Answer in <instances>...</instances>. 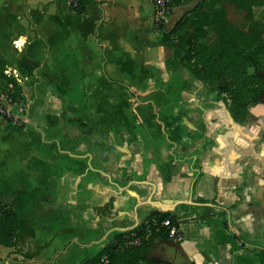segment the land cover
<instances>
[{
	"label": "crops",
	"instance_id": "crops-1",
	"mask_svg": "<svg viewBox=\"0 0 264 264\" xmlns=\"http://www.w3.org/2000/svg\"><path fill=\"white\" fill-rule=\"evenodd\" d=\"M152 11L0 0V54L22 96L0 99V201L19 218L0 264H81L163 214L182 232L179 264H264V108L236 119L165 45L183 11L163 31ZM161 240L146 257L169 264Z\"/></svg>",
	"mask_w": 264,
	"mask_h": 264
},
{
	"label": "trees",
	"instance_id": "trees-1",
	"mask_svg": "<svg viewBox=\"0 0 264 264\" xmlns=\"http://www.w3.org/2000/svg\"><path fill=\"white\" fill-rule=\"evenodd\" d=\"M63 1L56 0L60 8ZM70 7L83 14L92 0H67ZM169 7L191 4L166 30V46L184 51L183 65L190 72L206 81H213L231 100L230 110L238 120H243L250 108L261 102L264 91V0H166ZM165 22V21H164ZM164 22L156 29L165 30ZM9 62L0 54V98L8 94L10 103L22 100L21 88L4 70ZM13 88L9 87V84ZM160 215V219L168 217ZM171 217V216H169ZM173 223L175 220L171 217ZM19 218L11 205L0 201V244H17ZM141 236L137 245L124 246L125 236L131 231L119 233L105 244L94 257L81 264H160L146 257L153 241L168 239L162 228ZM40 248L28 257L36 255Z\"/></svg>",
	"mask_w": 264,
	"mask_h": 264
},
{
	"label": "built area",
	"instance_id": "built-area-1",
	"mask_svg": "<svg viewBox=\"0 0 264 264\" xmlns=\"http://www.w3.org/2000/svg\"><path fill=\"white\" fill-rule=\"evenodd\" d=\"M154 5V24L159 25L162 24L165 20H163L165 13L167 12V2L166 0H151ZM4 73L8 77H13L16 79V83L19 84V73L11 68L6 67ZM9 87H12V84H9ZM7 99L8 101V94L2 93L1 97ZM1 99V98H0ZM0 114L6 116L7 118L10 117V112L7 110L0 102ZM143 226V231L145 235L151 234L153 231L159 232L162 228L166 229L168 232V239L180 241L182 239V232L179 227L173 223L171 217H166L164 219H160L157 215H152L147 217L141 224ZM141 236L138 234V230H131V234L125 236L123 245L124 246H131L137 245L140 242Z\"/></svg>",
	"mask_w": 264,
	"mask_h": 264
},
{
	"label": "water",
	"instance_id": "water-1",
	"mask_svg": "<svg viewBox=\"0 0 264 264\" xmlns=\"http://www.w3.org/2000/svg\"><path fill=\"white\" fill-rule=\"evenodd\" d=\"M260 104H264V98H261ZM162 244H166L169 249L162 247V257L160 260H163L169 264H179L178 257L183 256V250L179 241L171 240V239H163L161 240Z\"/></svg>",
	"mask_w": 264,
	"mask_h": 264
},
{
	"label": "rangeland",
	"instance_id": "rangeland-1",
	"mask_svg": "<svg viewBox=\"0 0 264 264\" xmlns=\"http://www.w3.org/2000/svg\"><path fill=\"white\" fill-rule=\"evenodd\" d=\"M151 3L153 4L152 1H151ZM191 6H192V3L191 4L189 3V4H186V5L182 6V8H180V7H169L168 6L167 7V12L165 13L163 20H165L166 22L171 21L173 18L178 17L184 9L190 8ZM151 18H152V21H153L154 20V5H153V11H152V14H151ZM260 18L264 19V16H263L262 13H261V17ZM153 25H155L154 21H153ZM10 88H13V85ZM4 93L9 94L10 92H4ZM255 105L256 106L258 105V106H261L262 108H264V104L262 105V104H260V102L256 103Z\"/></svg>",
	"mask_w": 264,
	"mask_h": 264
},
{
	"label": "flooded vegetation",
	"instance_id": "flooded-vegetation-1",
	"mask_svg": "<svg viewBox=\"0 0 264 264\" xmlns=\"http://www.w3.org/2000/svg\"><path fill=\"white\" fill-rule=\"evenodd\" d=\"M261 98H264V91H263V94H262Z\"/></svg>",
	"mask_w": 264,
	"mask_h": 264
}]
</instances>
